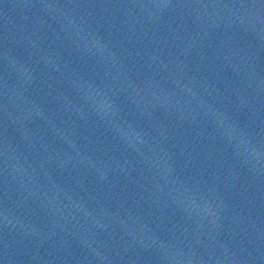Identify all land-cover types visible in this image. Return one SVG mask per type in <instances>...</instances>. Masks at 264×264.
I'll return each mask as SVG.
<instances>
[{
	"label": "water",
	"instance_id": "95a60500",
	"mask_svg": "<svg viewBox=\"0 0 264 264\" xmlns=\"http://www.w3.org/2000/svg\"><path fill=\"white\" fill-rule=\"evenodd\" d=\"M0 264H264V0H0Z\"/></svg>",
	"mask_w": 264,
	"mask_h": 264
}]
</instances>
